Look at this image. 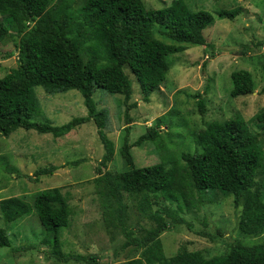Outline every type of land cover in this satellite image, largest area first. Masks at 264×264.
<instances>
[{"label":"rangeland","instance_id":"rangeland-1","mask_svg":"<svg viewBox=\"0 0 264 264\" xmlns=\"http://www.w3.org/2000/svg\"><path fill=\"white\" fill-rule=\"evenodd\" d=\"M68 1L79 7L84 0ZM143 1L147 9L165 8L173 2ZM185 1L195 10H207L214 15V23L204 31L207 45L186 44L185 51L171 56L167 79L151 94L149 102L143 100L140 84L128 66L125 72L133 83L128 103L123 95L103 89L94 94L97 108L108 110L105 131L115 149L106 167L101 165L105 148L93 119L63 137L24 128L10 136L0 134V201L25 197L33 203L39 191L60 187L71 210L70 225L61 233L66 254L87 258L98 255L101 264L144 260V248L133 242L127 244V231L142 239L157 226L158 222L149 215L159 208L166 209L161 215L169 225L160 235L167 257L187 249L211 258L228 253L233 244L264 242V234L249 235L240 230L242 207L235 206L232 195L212 190L204 195L202 204L189 209H180L160 194L155 202L151 195V206L142 211V198L134 193L121 190L119 203L110 180L125 167L120 152L125 138L128 136L130 143H134L153 129L158 132L154 139L131 148L137 167L158 162L170 166L173 159L181 160L183 152L202 151L199 132L211 121H224L238 114L250 121L251 130L264 145V123L254 119L264 111V0ZM237 7L241 12L233 19L219 15L222 10ZM156 36L171 42L158 32ZM17 42L18 38L9 37L0 45V77L18 65ZM239 69L252 73L254 91L232 97L231 75ZM36 91L42 114L35 120L49 119L54 125H62L88 114L79 90L48 94L38 86ZM202 102L204 111L200 108ZM132 103L137 104L128 108ZM51 165L59 168L53 174L34 179L38 168ZM98 167H102V173H98ZM257 180L264 191V169ZM195 197L197 200V192ZM178 217L184 220H175ZM0 228H5L12 240L11 247L0 248V264H88L84 260L59 261L52 254V246L44 243L45 228L36 213L7 222L0 211Z\"/></svg>","mask_w":264,"mask_h":264},{"label":"trees","instance_id":"trees-1","mask_svg":"<svg viewBox=\"0 0 264 264\" xmlns=\"http://www.w3.org/2000/svg\"><path fill=\"white\" fill-rule=\"evenodd\" d=\"M240 12L237 7L222 10L219 15L233 19ZM0 14V45L9 37L18 38V65L0 77V134L10 136L24 128L63 137L93 119L105 148L102 167L107 166L115 149L105 131L108 110L97 108L96 90L123 95L128 103L133 94L132 79L125 72L128 66L140 84L143 100L149 102L151 94L167 79L170 57L185 51L186 44L207 45L204 31L214 23L211 12L195 10L185 0H173L161 9H147L143 0H84L79 7L68 0H0ZM156 32L171 42L158 38ZM231 77L232 97L253 93L254 79L249 70H236ZM38 86L48 94L79 90L88 114L62 125H54L49 119L35 120L42 114ZM200 108L204 111L203 102ZM254 119L264 123V111ZM157 134L153 129L134 143L125 138L120 149L125 167L110 179L119 203L124 190L142 198V211L151 206L152 197L158 202L159 194L180 209H189L202 204L205 194L218 190L232 195L235 206L242 207L239 228L243 233L264 234V191L257 180L264 169V145L251 130L249 120L238 114L211 121L198 134L202 151L183 152L181 160L173 159L170 166L158 162L137 167L131 148ZM102 167H98V173H102ZM58 168H38L34 179L53 174ZM165 210L159 208L149 215L158 223L142 239L127 231V244L133 242L144 248V260L136 258L123 264H264V242L233 244L228 253L211 258L187 249L167 257L160 236L169 227L161 215ZM0 211L7 222L36 213L45 228L44 243L52 246V254L59 261L101 264L98 255L89 256L92 261L63 251L61 233L70 225L71 210L60 187L39 191L33 203L25 197L2 199ZM11 246L8 231L0 228V248Z\"/></svg>","mask_w":264,"mask_h":264}]
</instances>
